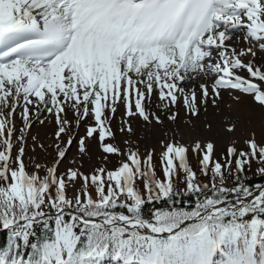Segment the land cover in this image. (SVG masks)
I'll return each instance as SVG.
<instances>
[{"label": "snow or ice", "instance_id": "obj_1", "mask_svg": "<svg viewBox=\"0 0 264 264\" xmlns=\"http://www.w3.org/2000/svg\"><path fill=\"white\" fill-rule=\"evenodd\" d=\"M234 32L242 37L232 43ZM258 53L264 0H0V230L8 232L0 264H87L110 253L121 259L132 246L150 249L144 264H264V185L253 191L245 182L253 165L264 176V139L253 131L243 148L233 137L217 151L211 122L203 139L192 120L224 91L264 108ZM181 106L191 145L176 140ZM120 108L119 131L130 137L136 117L166 129L164 179L154 148L141 156L139 141L114 143ZM224 120L230 134L243 123L235 109ZM46 122L54 143L32 140L55 157L33 161L30 172L29 134ZM93 139L106 163L118 158L116 168L83 171ZM64 163L73 166L61 172ZM153 203L167 206L146 217Z\"/></svg>", "mask_w": 264, "mask_h": 264}, {"label": "rangeland", "instance_id": "obj_2", "mask_svg": "<svg viewBox=\"0 0 264 264\" xmlns=\"http://www.w3.org/2000/svg\"><path fill=\"white\" fill-rule=\"evenodd\" d=\"M157 100V99H156ZM221 100V99H220ZM220 100L218 102H220ZM251 100L252 97H251ZM254 102V101H253ZM154 105L157 104L156 102H153ZM255 103V102H254ZM256 104V103H255ZM211 106H209L208 112H204L203 110L201 111V115L199 117H192V120L194 122L195 128L199 130L201 137L203 139H206L208 136V129H206V125L211 122L212 124V129L211 131V136L214 141L217 143V151H221L225 147L228 146V144L231 142L232 138L235 137L237 141V147L238 148H243L244 141L248 138L251 137V133L253 131H256V139L261 140L264 139V108H261L258 104L257 105H250L247 106L246 108H238L237 111L241 113L243 116V123L242 124H237V131L235 133H227L224 128L225 124L227 121L224 120V117L229 114V112L232 111V109H229L225 111L224 113H219L221 110L220 108H217V110L213 109L211 110ZM154 111L157 112V114L161 115L162 118H164L167 113L164 111H161L158 108H154ZM212 112V114L217 118L215 119V123L217 126H214V123L211 120H205L204 117L206 118V115H209ZM246 114V115H245ZM259 118L254 120V116H258ZM214 117V118H215ZM250 117V120H249ZM125 118L123 112L118 111L116 114V117L113 121V130L116 132V139L114 143L120 145L121 148L125 147V141L126 140H133V141H139L140 145V152L141 156L146 155L147 151L150 149H155L154 152V157H155V167H156V172H157V178L161 179V175L163 174L162 167L159 162L160 158V153L163 151V148L161 146L160 141L163 140L165 143L169 142L170 137L165 135L166 129L163 126H157V131L160 133L158 134L155 138H152L151 130L148 126L144 124V122L139 118V120L134 118L132 120L133 128L135 129V135L130 137L126 132H120V126H121V120ZM21 119V118H20ZM188 120V116L181 106L179 109V118H178V123H179V128H180V133L177 134L176 140L177 142H182L187 145L193 144L195 137L192 136V140L188 141L189 135L184 134V130L188 128V125L186 124V121ZM88 121L85 122V126L81 127L79 129V134L83 136L86 132V125ZM165 123L168 127V129H173L176 128V124H174L170 120H165ZM142 124V125H141ZM22 127V120L19 122L17 128L19 129ZM55 131V128L53 125L50 123L46 122L44 125H34L30 134H29V139L28 143L26 146V154L24 157L25 164L28 166L29 171H33L35 168V164L33 161L41 162L47 164L48 162L52 161L53 158L55 157V152L49 147L48 151L52 152V155H48L44 150H42L39 147H36L33 143L32 137L35 136L37 137L38 141L43 142L46 147H48L50 144L54 143L53 139V132ZM16 135H19V132L16 133ZM187 138V139H186ZM18 143L16 145L15 151L13 152V155L16 154V151L18 150ZM91 159L84 158V168L83 171L85 172H91L96 168H99L101 166H106L108 169H114L117 167L118 164V158L117 157H109V160L111 161L110 163H106L105 160L103 159L104 153L100 151L99 145L97 140L93 139L91 142ZM75 150H73L72 156H75ZM190 163L194 166L195 170L199 174V165H198V157L192 156L190 153ZM71 159V157L69 158ZM73 165L69 163H64L60 171L63 172L65 169L68 167H72ZM44 173L41 172V175ZM251 175V176H250ZM256 175H259L256 173V167L253 165L252 170H250L247 173V177L251 178V180H246V184L248 187H250L253 191L256 189L257 185H264V177L261 178L260 180ZM182 178V177H181ZM164 179V175H163ZM255 180V181H253ZM205 182H207L205 180ZM181 190H183V184L180 185ZM71 195V192L69 193ZM95 195V193H93Z\"/></svg>", "mask_w": 264, "mask_h": 264}, {"label": "bare ground", "instance_id": "obj_3", "mask_svg": "<svg viewBox=\"0 0 264 264\" xmlns=\"http://www.w3.org/2000/svg\"><path fill=\"white\" fill-rule=\"evenodd\" d=\"M241 37H242L241 33H239V32L236 33L235 35L232 36V43H235ZM247 59L251 60L253 58L249 56ZM254 62H255L256 65L264 68V54L258 53V55L255 58ZM241 74L242 75H246V73H241ZM206 82L211 83L210 80L206 81ZM197 92L199 93V89H197ZM240 95H241V100L239 102H237L236 100H234L232 92H230V91L222 92V97H221L220 102H218V106L216 108H212L211 107L212 108L211 110H213V109L217 110V108L223 109V110H221L220 112L217 113V114H219V113H224L225 111L229 110L230 109L229 106H232L231 109L237 110L238 108H246L247 106H250V105H254V106L257 105V104H255L253 102V100H251L250 96H244L243 94H240ZM214 117L215 116L211 112L209 115H206V118L204 117V119L205 120H208V119L211 120L214 123V126H217L216 123H215V119L217 118V116L215 118ZM258 118H259V115L258 116H254V120H256ZM137 119L139 120V117H137ZM150 132H151L152 135H154V136H152V138H155L158 134H160L157 131V128L152 129ZM187 140L188 141L192 140V136H189V139H187Z\"/></svg>", "mask_w": 264, "mask_h": 264}, {"label": "trees", "instance_id": "obj_4", "mask_svg": "<svg viewBox=\"0 0 264 264\" xmlns=\"http://www.w3.org/2000/svg\"><path fill=\"white\" fill-rule=\"evenodd\" d=\"M142 187H143V185L141 184V188ZM181 201H182L184 207H188L189 206V203L192 201V198L190 196L182 197L181 198ZM166 206H167L166 204H159V205L158 204H155V203H153V204H146L144 206V213H145L144 215H149V213H151L154 208H160V207H166ZM147 212H149V213H147Z\"/></svg>", "mask_w": 264, "mask_h": 264}]
</instances>
